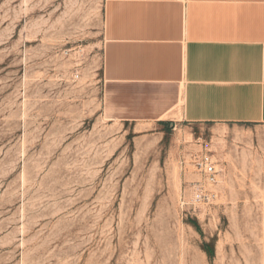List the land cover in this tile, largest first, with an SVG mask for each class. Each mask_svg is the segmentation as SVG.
Wrapping results in <instances>:
<instances>
[{"label":"rangeland","instance_id":"374dc122","mask_svg":"<svg viewBox=\"0 0 264 264\" xmlns=\"http://www.w3.org/2000/svg\"><path fill=\"white\" fill-rule=\"evenodd\" d=\"M104 4L0 0V264H264V123L103 116Z\"/></svg>","mask_w":264,"mask_h":264},{"label":"crops","instance_id":"0c3cea01","mask_svg":"<svg viewBox=\"0 0 264 264\" xmlns=\"http://www.w3.org/2000/svg\"><path fill=\"white\" fill-rule=\"evenodd\" d=\"M103 116L264 123V0H105Z\"/></svg>","mask_w":264,"mask_h":264},{"label":"built area","instance_id":"2783aa9c","mask_svg":"<svg viewBox=\"0 0 264 264\" xmlns=\"http://www.w3.org/2000/svg\"><path fill=\"white\" fill-rule=\"evenodd\" d=\"M194 164L197 169L205 176L206 180L210 183H216L218 177V171L216 170V165L213 161V158L210 154L206 153L200 157H196ZM203 189V188H202ZM201 188L197 190L195 198L198 201L209 202L212 199V196L205 193Z\"/></svg>","mask_w":264,"mask_h":264}]
</instances>
